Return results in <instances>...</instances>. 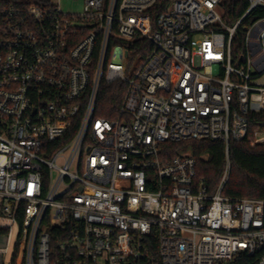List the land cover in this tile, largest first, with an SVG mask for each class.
Here are the masks:
<instances>
[{
  "label": "built area",
  "instance_id": "1",
  "mask_svg": "<svg viewBox=\"0 0 264 264\" xmlns=\"http://www.w3.org/2000/svg\"><path fill=\"white\" fill-rule=\"evenodd\" d=\"M224 1L171 0L156 16L157 0L0 6L9 264H264V200L221 194L230 144L264 147V0H242L232 24ZM116 82L118 116L97 117L101 83ZM186 141L224 145L211 197L190 155L162 158Z\"/></svg>",
  "mask_w": 264,
  "mask_h": 264
},
{
  "label": "trees",
  "instance_id": "2",
  "mask_svg": "<svg viewBox=\"0 0 264 264\" xmlns=\"http://www.w3.org/2000/svg\"><path fill=\"white\" fill-rule=\"evenodd\" d=\"M171 0H157L150 10L156 16L165 11ZM14 4L21 7L44 5L50 7L49 0H0V6ZM246 4L242 0H225L222 6L223 19L232 24L244 12ZM240 39V38H239ZM234 51L238 50L235 46ZM142 43L136 39L132 43L134 49ZM125 93L121 83H101L96 105V116L112 120L118 111ZM162 158L167 161L175 156L187 153L195 161V183H203L207 196H213L218 187L225 167L224 145L211 141H186L166 143L161 148ZM230 163L229 177L221 194L230 199L264 200V147H251L248 140L231 143L228 151ZM155 255L156 243H153ZM11 264H15L13 259Z\"/></svg>",
  "mask_w": 264,
  "mask_h": 264
},
{
  "label": "rangeland",
  "instance_id": "3",
  "mask_svg": "<svg viewBox=\"0 0 264 264\" xmlns=\"http://www.w3.org/2000/svg\"><path fill=\"white\" fill-rule=\"evenodd\" d=\"M50 2L58 6V8L65 14H80L82 12L84 0H50ZM7 246L6 236H0V249H5ZM13 251V244L11 243L8 247L6 254L0 253V264H9Z\"/></svg>",
  "mask_w": 264,
  "mask_h": 264
}]
</instances>
